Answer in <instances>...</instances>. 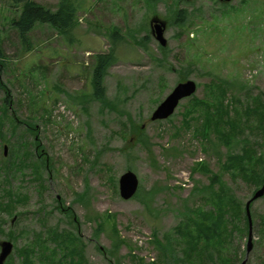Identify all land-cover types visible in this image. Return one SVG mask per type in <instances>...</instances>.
<instances>
[{"label": "rangeland", "instance_id": "obj_1", "mask_svg": "<svg viewBox=\"0 0 264 264\" xmlns=\"http://www.w3.org/2000/svg\"><path fill=\"white\" fill-rule=\"evenodd\" d=\"M75 1V24L66 32L37 24L28 51L13 26L21 8L0 0V63L11 95L7 105L0 89V241L14 244L5 264H23L27 248L31 264H70L51 239L55 231L75 237L85 264H183V213L214 208L202 192L219 190L214 177L244 213L264 184V170L251 182L222 167L245 147L264 158V0ZM181 9L185 21L177 23ZM155 20L165 24L164 46ZM97 54L112 56L104 99L94 95ZM187 80L197 91L169 118L152 121ZM219 87L227 88L225 105L261 106L229 144L206 126L222 100ZM128 170L139 187L125 200L119 178ZM251 215L246 264H264V196ZM244 221L226 223L232 236L222 250L225 258L236 250L237 264L247 255Z\"/></svg>", "mask_w": 264, "mask_h": 264}, {"label": "trees", "instance_id": "obj_2", "mask_svg": "<svg viewBox=\"0 0 264 264\" xmlns=\"http://www.w3.org/2000/svg\"><path fill=\"white\" fill-rule=\"evenodd\" d=\"M156 2L157 0H151ZM15 6L21 8V12L16 19H13V26L18 31L19 37L24 44L26 50H31L30 33L37 24H47L59 31L66 32L75 24V16L78 11V5L75 0H59L56 9L48 8L33 0H10ZM185 10L181 9L177 13L176 22L183 23L185 21ZM117 35V34H115ZM112 62V56L106 54H97L95 56V65L92 74L94 86V95L98 99L105 98V87L103 86L106 69ZM3 65L0 63V89L6 93L5 103H11V95L9 89L2 80ZM220 89V87H219ZM223 90L222 100L219 102L216 112L211 113L207 119L206 126H214L218 131L219 139L224 144H229L230 138L238 136V132H244L248 127V122L244 118L248 115L261 116V106L255 110L251 106L247 108V112L239 111L237 106L232 102L228 105L224 104V98L227 94V88ZM215 107V108H216ZM244 111V112H243ZM216 117V118H215ZM255 150L245 147L241 154H231L227 157L223 164V170L226 172H234L236 176L243 180L253 181L258 175V171L264 170V158L256 155ZM259 169V170H258ZM213 183L218 184L219 190L214 192V188L204 187L202 192L207 193L206 201L210 199L215 206L209 211L195 209H186L183 213L182 226L179 233L184 240L183 256L181 257L183 264H237L239 262L238 252L233 251L229 258H225L223 253L224 243L232 236L228 233L226 223H235L238 218L243 216L245 227L249 229L246 211L242 209V204L233 195L230 189H225V184L220 181L219 177L212 179ZM213 186V184H211ZM212 191V192H211ZM264 224V223H263ZM233 231V229H232ZM51 239L57 242L59 247L67 249L71 256L70 264H85L83 260L82 247H78L75 237L71 233L53 232ZM64 246V247H63ZM32 251L23 249L19 252L23 255V264H31L30 253ZM76 256V259L73 257ZM80 259V262H79ZM142 261V259H140ZM156 264V263H150Z\"/></svg>", "mask_w": 264, "mask_h": 264}, {"label": "water", "instance_id": "obj_3", "mask_svg": "<svg viewBox=\"0 0 264 264\" xmlns=\"http://www.w3.org/2000/svg\"><path fill=\"white\" fill-rule=\"evenodd\" d=\"M221 3H229L232 0H219ZM153 33L156 35V38L159 40L161 45H166V39L164 37L165 24L155 20L152 24ZM197 91V84L193 80H187L181 82L175 86L172 92L165 98L163 102L156 108L151 116L152 121L156 120H165L169 118L178 107L181 100L192 96ZM4 153L6 154V147ZM139 187V179L137 175L128 170L123 173L119 178V190L120 196L125 199H131L137 192ZM264 196V184L255 191L252 198H250L245 205L246 216L249 224V234L248 242L246 247V258L242 261L241 264H246L248 261L249 253L251 252L252 245V228L253 220L251 215V204L254 200ZM14 249V244L9 240L0 241V264H5L7 258L11 255Z\"/></svg>", "mask_w": 264, "mask_h": 264}]
</instances>
